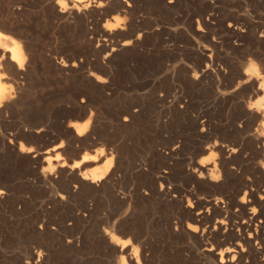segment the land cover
Instances as JSON below:
<instances>
[{"label": "bare ground", "instance_id": "1", "mask_svg": "<svg viewBox=\"0 0 264 264\" xmlns=\"http://www.w3.org/2000/svg\"><path fill=\"white\" fill-rule=\"evenodd\" d=\"M249 6L0 0V150L48 208L26 209L16 264H52L61 253L72 261L85 251L102 261L77 264H153L158 241L139 204L158 208L149 221L195 245L206 264H264V10L251 26ZM148 38L156 142L150 162L136 164L123 137L141 108L125 98L124 76ZM176 89L185 96L176 99ZM197 91L206 105L230 111L224 124L196 110ZM174 123L181 136L168 131ZM3 173L0 208L14 184ZM99 197L119 209L98 212Z\"/></svg>", "mask_w": 264, "mask_h": 264}, {"label": "rangeland", "instance_id": "2", "mask_svg": "<svg viewBox=\"0 0 264 264\" xmlns=\"http://www.w3.org/2000/svg\"><path fill=\"white\" fill-rule=\"evenodd\" d=\"M233 2L246 3L250 5L248 9L251 12H250V16L247 19L248 20L247 22L251 26H255L259 23L260 12L262 13V11L264 10V0H233ZM152 39L153 38H148L147 40L148 51L146 52V54L144 53L140 57L133 59L130 63H128V64H132V66H135L136 70L130 74H127V76L126 74L124 76V78L128 82H131L128 87L129 90L128 89L125 90V98L131 99L132 101L135 102V104L139 105L141 108V114L139 116L138 125L133 131L127 133L123 137V141L127 147V151H129L128 153H130L129 155L132 161H134L136 164L150 162L149 160L151 159L150 150L156 142L155 109L152 101L153 94L155 92L154 89H155V78H156V74H155L156 61H155V56L153 54L154 53L153 49L155 47L153 45L155 41L153 42ZM176 40L181 41L179 42L181 45V43L185 41V38L184 36H177ZM242 55L243 52L238 53L235 57L237 59H240ZM197 92L199 94L196 93V97H195L196 110L199 113L208 114V116L211 117L213 121L214 119H216L217 120L216 123L223 122L222 124H224V122L230 115V111H228L226 108L225 111L224 109L219 110V108L215 110L212 106L210 107V104L206 105L207 102L205 101L206 99L205 94L201 91H197ZM175 93L176 94H174V96H176V99L185 96L183 90L181 91L180 89H176ZM102 116L105 117L104 112ZM179 124L180 123L178 124L174 123L168 131L172 135L178 134L181 136L182 125ZM172 130L174 132H172ZM184 153H186V156L188 157H190L192 154L191 149L188 148H186ZM0 163H1L0 175L1 173L4 172L7 176L11 178L12 183H14L10 192L11 193V198L9 199L10 202L8 201L7 206H2L0 208V209L3 208V211L0 212V264H16L17 261L23 259L25 255V249H26L25 242H27V234L25 228L26 209H48V208H46L45 204L42 203L43 201L42 197L40 196L38 197L37 195H33L34 196L33 197L32 194L28 193L25 187V183L22 179L26 176L27 173L24 170L21 171L20 169H17L14 166L11 167V163L7 161V159L1 153V150H0ZM128 183L130 182H126V185ZM125 188L128 187L125 186ZM13 204L15 205L12 207ZM137 206L135 209L140 210L141 215L143 217L142 224L149 225L147 230L148 233H150L151 236H153V238H155L158 241L157 242L158 246L154 251L156 255L155 253L153 254L154 255L153 264H204L205 263V261L202 262L203 260H200L202 258L198 257V252L195 245L188 243L186 241L171 239L165 236L164 234H161L157 230V227L151 221H149L150 220L149 214L153 210L158 208H155L153 204H139ZM16 207L17 209H20L18 212H16V210L14 211V208L16 209ZM94 209H97V211L100 213L107 214L109 212L114 211L115 209H119V206H117L116 204H111L109 202H106L105 199L99 197L97 198L96 201H94ZM62 254L63 253L56 255L55 256L56 259L54 258L52 264H62V263L65 264V262L66 264H77L78 258L79 259L90 258L97 260L103 259L102 256H100L97 253L95 254L94 252L91 251H85L83 254L77 255L75 258L72 259V261H70V259L66 256V254L63 255ZM68 260L69 262H67Z\"/></svg>", "mask_w": 264, "mask_h": 264}]
</instances>
